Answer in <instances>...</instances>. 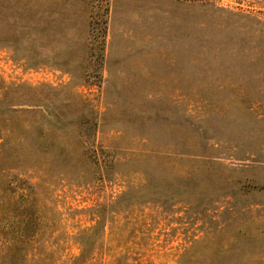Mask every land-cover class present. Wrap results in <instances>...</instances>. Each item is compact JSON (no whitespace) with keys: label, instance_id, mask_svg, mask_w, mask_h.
Listing matches in <instances>:
<instances>
[{"label":"rangeland","instance_id":"rangeland-1","mask_svg":"<svg viewBox=\"0 0 264 264\" xmlns=\"http://www.w3.org/2000/svg\"><path fill=\"white\" fill-rule=\"evenodd\" d=\"M0 141V264H264V0H0Z\"/></svg>","mask_w":264,"mask_h":264},{"label":"trees","instance_id":"trees-1","mask_svg":"<svg viewBox=\"0 0 264 264\" xmlns=\"http://www.w3.org/2000/svg\"><path fill=\"white\" fill-rule=\"evenodd\" d=\"M2 145H3V142L0 141V147H1ZM12 205L17 206V203H16V202H13ZM3 208H4V204H1V205H0V213H2V211L4 210ZM5 210H6V208H5ZM5 210H4V211H5ZM3 219L5 220V218H3Z\"/></svg>","mask_w":264,"mask_h":264}]
</instances>
